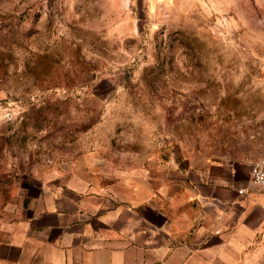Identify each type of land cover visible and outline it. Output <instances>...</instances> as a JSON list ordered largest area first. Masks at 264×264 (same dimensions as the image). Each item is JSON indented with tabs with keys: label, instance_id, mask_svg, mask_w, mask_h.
<instances>
[{
	"label": "rangeland",
	"instance_id": "1",
	"mask_svg": "<svg viewBox=\"0 0 264 264\" xmlns=\"http://www.w3.org/2000/svg\"><path fill=\"white\" fill-rule=\"evenodd\" d=\"M263 145L264 0H0V225Z\"/></svg>",
	"mask_w": 264,
	"mask_h": 264
},
{
	"label": "crops",
	"instance_id": "2",
	"mask_svg": "<svg viewBox=\"0 0 264 264\" xmlns=\"http://www.w3.org/2000/svg\"><path fill=\"white\" fill-rule=\"evenodd\" d=\"M130 173L43 191L0 225V264H264V189L247 163Z\"/></svg>",
	"mask_w": 264,
	"mask_h": 264
},
{
	"label": "built area",
	"instance_id": "3",
	"mask_svg": "<svg viewBox=\"0 0 264 264\" xmlns=\"http://www.w3.org/2000/svg\"><path fill=\"white\" fill-rule=\"evenodd\" d=\"M247 165L249 184L253 187L264 189V145L256 157L247 161ZM243 191L244 189L242 188L237 190L239 194L243 193Z\"/></svg>",
	"mask_w": 264,
	"mask_h": 264
}]
</instances>
